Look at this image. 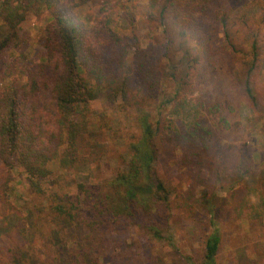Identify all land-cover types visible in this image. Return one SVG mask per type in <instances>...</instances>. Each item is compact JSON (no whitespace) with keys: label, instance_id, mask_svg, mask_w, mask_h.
<instances>
[{"label":"rangeland","instance_id":"374dc122","mask_svg":"<svg viewBox=\"0 0 264 264\" xmlns=\"http://www.w3.org/2000/svg\"><path fill=\"white\" fill-rule=\"evenodd\" d=\"M111 1L118 3L109 14L115 29L123 35L138 36L143 47L151 37L156 41L160 30L151 32L145 22L151 0ZM161 6L155 7L156 15ZM102 7L81 4L71 12L78 22L88 20L95 25L105 16ZM222 10L230 18L240 14L233 29L239 27L238 36L247 61L253 59L252 44L257 42L259 54L251 77L262 105L260 112L248 106L233 84L232 61L224 53L226 36L217 17ZM193 17L213 40L209 45L215 48L214 66L191 69L189 87L181 89L176 100L167 105H162L163 97L175 94L176 89L168 77L167 60H163L160 69L168 81L146 91L145 86L138 89L139 105L124 107L120 97L104 87L102 95L83 110L88 132L80 153L81 162L72 167L58 164L46 183L44 197L30 194L25 181H18L12 199L16 209L0 201V248L6 249L13 242L21 244L12 264H192L203 259L206 238L215 227L213 221L221 233L217 264H264V2L257 5L253 0H217L194 12ZM49 28L45 14L30 13L21 24V32L29 37L30 43L25 56L21 51L6 53L0 67L6 61L14 63L18 71L43 62L51 44ZM238 67L237 76L244 78L249 66ZM138 108L150 112L152 120H161L175 134L184 136L173 140L157 138V173L168 180L175 193H193L196 212L190 217L175 204L168 207L155 203L150 215L143 214L132 223L123 222L115 228L101 223L98 226L101 239L95 243L94 255L79 252L77 258L72 257L76 247L83 250L81 243L90 230L89 221L79 217L70 221L55 219L48 195L56 201L64 195L75 198L78 183L101 184L125 169L130 137L139 130ZM45 111L48 114L43 116V132L51 138L59 128L54 110L47 107ZM195 127L199 133H203V128L211 131L207 140L209 149H217L222 156L221 179L212 197L202 181L203 175L211 172L206 147L198 143L194 148L196 142L188 136ZM243 157L247 165L241 163ZM208 197L215 209L214 220L206 205ZM24 200L43 206L41 215L47 219L44 227L24 210Z\"/></svg>","mask_w":264,"mask_h":264},{"label":"trees","instance_id":"16d2710c","mask_svg":"<svg viewBox=\"0 0 264 264\" xmlns=\"http://www.w3.org/2000/svg\"><path fill=\"white\" fill-rule=\"evenodd\" d=\"M215 1L151 0L146 26L151 32H160L157 39L153 37L156 41L151 37L143 47L138 36L123 35L114 28L109 14L118 3L111 0H0V61L9 52L21 51L25 56L30 43L29 37L21 32V24L30 13L45 14L50 22L51 42L46 58L35 67L25 66L15 71L14 63L6 61L0 67V201L16 209L12 199L18 181H25L30 194L44 197L46 183L58 164L72 167L81 162L80 153L88 132L83 110L102 95L104 87L120 97L124 107L139 105L138 89L145 86L146 91L168 81L160 69L163 60H167L168 77L176 87L175 94L163 97L162 105H167L176 100L181 89L189 87L192 71L199 66H214L215 48L209 45L213 40L193 15ZM253 1L257 5L264 2ZM89 3L103 6L101 11L105 16L95 25L88 20L78 22L71 12L76 5ZM159 5H162L160 13L156 15L154 9ZM237 15L230 18L225 11L217 14L226 36L224 53L232 61L236 90L251 109L260 112L262 105L251 77L256 68L258 46L255 40L253 59L247 61L238 36L239 27L233 29L240 19V14ZM245 64L249 66L245 77L237 76L238 66ZM47 107L54 110L59 128L51 138L44 135L42 126ZM137 124L139 130L128 143L125 169L101 184L78 183L79 193L75 198L64 195L56 201L48 195L55 219L70 221L79 217L89 221L90 230L81 243L83 250L76 247L72 257L77 258L79 252L94 255L95 243L101 239L98 229L101 223L110 228L123 222L132 223L139 216L150 215L155 203L168 207L175 204L190 217L196 212L194 194L175 193L168 180L157 173V138L173 140L184 136L172 132L171 127L166 128L161 120H152L150 112L143 108H138ZM195 131L188 134L196 142L194 148L198 143L203 144L211 160V172L203 175L202 181L207 185L208 196L212 197L221 179L222 156L217 149H209L210 130L203 128V133H199L195 127ZM237 161L240 162V157ZM247 162L246 158L241 159L244 165ZM262 195L264 201V193ZM206 201L214 220L215 209L209 197ZM24 203V210L44 227L47 219L41 215L43 206L37 201H33L34 205L28 200ZM213 224L215 227L206 238L202 261L192 264H217L221 233L214 221ZM33 230L37 232L38 228ZM19 246L21 244L13 242L6 249L0 248V256L4 257H0V264H12ZM10 251H13L11 255Z\"/></svg>","mask_w":264,"mask_h":264}]
</instances>
